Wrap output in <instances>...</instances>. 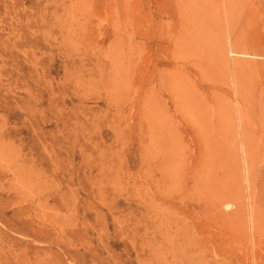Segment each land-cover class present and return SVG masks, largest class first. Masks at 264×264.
Returning <instances> with one entry per match:
<instances>
[{
    "label": "rangeland",
    "instance_id": "374dc122",
    "mask_svg": "<svg viewBox=\"0 0 264 264\" xmlns=\"http://www.w3.org/2000/svg\"><path fill=\"white\" fill-rule=\"evenodd\" d=\"M0 264H264V0H0Z\"/></svg>",
    "mask_w": 264,
    "mask_h": 264
},
{
    "label": "bare ground",
    "instance_id": "6f19581e",
    "mask_svg": "<svg viewBox=\"0 0 264 264\" xmlns=\"http://www.w3.org/2000/svg\"><path fill=\"white\" fill-rule=\"evenodd\" d=\"M217 16H218V15H217ZM199 18H200V17H199ZM199 18H198V19H199ZM203 18H204V17H203ZM198 19H197V20H198ZM215 19H217V17H216ZM207 20H208V19H207ZM207 20H206V21H207ZM215 21H216V20H215ZM202 25H204V24H202ZM196 26H198V25H196ZM204 27H206V26H204ZM204 29H205V28H204ZM236 128H237V127H236ZM206 134H207V132H206ZM205 145H206V144H205ZM203 146H204V144H203ZM205 147H207V145H206ZM210 148H211V147H210ZM205 153H206V152H205ZM205 153H204V154H205ZM202 155H203V154H202ZM219 163H220V162H219Z\"/></svg>",
    "mask_w": 264,
    "mask_h": 264
}]
</instances>
